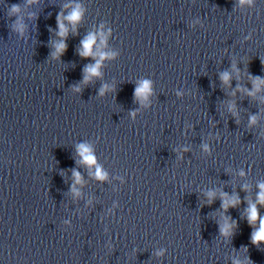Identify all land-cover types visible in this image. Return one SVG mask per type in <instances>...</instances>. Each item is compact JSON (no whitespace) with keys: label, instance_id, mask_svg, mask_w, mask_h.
I'll use <instances>...</instances> for the list:
<instances>
[{"label":"water","instance_id":"obj_1","mask_svg":"<svg viewBox=\"0 0 264 264\" xmlns=\"http://www.w3.org/2000/svg\"><path fill=\"white\" fill-rule=\"evenodd\" d=\"M257 80L264 0H0V264H264Z\"/></svg>","mask_w":264,"mask_h":264},{"label":"clouds","instance_id":"obj_2","mask_svg":"<svg viewBox=\"0 0 264 264\" xmlns=\"http://www.w3.org/2000/svg\"><path fill=\"white\" fill-rule=\"evenodd\" d=\"M13 12L18 11V8H16L15 6H13L12 9ZM81 10L80 8L77 6V8L73 9V11L70 13V15L68 17H66V19L68 21H70L73 24V28L75 29V25L80 21L81 19ZM58 27L60 29L58 35H60L61 37H66L68 29L64 26V24L59 20L58 18ZM97 37L95 34H89L84 40L81 41V49L79 51V55L82 58H87L89 56H94L93 54V45L96 41ZM101 40L103 42L104 37L101 34ZM67 45L63 42V40L57 45V53H63V51L66 49ZM104 58V54L101 53L100 54V59L96 60V63L94 65H88L85 69V72L87 73V75L85 76V81H87L88 79L91 78V76H98L99 73V68L101 66V62ZM229 74L228 73H224L221 77V79L227 83L229 81ZM264 82V81H259L257 80V87L259 86V83ZM150 91V81H143L142 84L136 88L135 90V96L137 98H146V95L149 93ZM254 117H253V121H254ZM206 147V146H205ZM78 153L81 156L82 160L81 162L92 166L96 163L95 161V157L93 156V154L91 153L90 148L87 145L81 144L78 146ZM76 183H80L81 181V177L79 172H75L73 173ZM98 178L103 179L105 177L106 174H104L101 169L99 167H97V171L95 174ZM259 187L261 188V192L258 195V203L264 204V184L259 185ZM73 191H75V187H73ZM213 194L209 193V196L211 197ZM236 203H238L237 199H227L225 198L223 207L225 209H227V207L229 205L231 206H235ZM258 218V210L255 204H250L249 209H248V222L249 224H253ZM231 226L230 225H226L223 229L222 232H224L225 234L228 233L229 228ZM264 241V218H260V228L256 231L253 232L252 235V242L253 244H258L259 242Z\"/></svg>","mask_w":264,"mask_h":264}]
</instances>
